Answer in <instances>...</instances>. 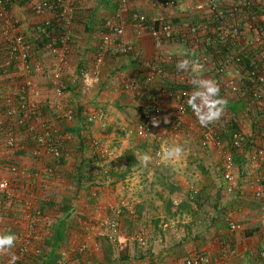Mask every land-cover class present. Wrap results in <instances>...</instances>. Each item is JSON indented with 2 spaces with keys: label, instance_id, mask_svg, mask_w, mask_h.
Returning a JSON list of instances; mask_svg holds the SVG:
<instances>
[{
  "label": "crops",
  "instance_id": "crops-1",
  "mask_svg": "<svg viewBox=\"0 0 264 264\" xmlns=\"http://www.w3.org/2000/svg\"><path fill=\"white\" fill-rule=\"evenodd\" d=\"M35 1L44 2L48 0ZM117 1L67 0L73 10V36L70 51L67 54V66L60 83L64 88H69V90L66 89L67 94H65L67 102L71 103L72 108H77L80 112L76 121L67 127L57 119L58 115L50 113L51 108L45 115L53 130L62 135L66 149V164L61 170L63 172L59 180L53 182L44 179L39 183L41 187L36 194L34 207L43 211L47 216V219L43 220L39 227L44 239L43 243L35 244L33 249L29 251L32 254L39 249L41 253L28 256L23 264H43L41 261L38 262V258L42 257L43 253L50 251L47 242H51L52 233L59 229V222L63 220L66 221L62 228L65 237L59 244L60 261L57 264H183L186 258L196 252L205 253L216 264H264V259L258 257L259 252L264 249V198L261 200L254 198V187L250 183L244 182L242 184L240 182V189L235 195L227 194L225 191L221 192L220 196H223V201L219 208L213 213H209L208 216H211L208 217L209 220H203L198 233L193 236L191 234V238L184 236L185 239L181 240V243L169 239L163 241L161 238L156 240L155 238L153 242H149L147 249H141L133 243H124L126 234L122 231L126 228L124 224L129 222V218L133 219L130 213H125L120 219L121 240L115 244L108 237L100 235L99 232L92 229V223H96L101 217L111 213L110 207L117 205L115 202L125 200L127 204H130L132 200L138 199L137 202L139 203L144 200L143 192L138 187L133 189V184H130L135 173L129 174L124 180L115 177L109 178L105 174L112 165L116 167L114 165L126 150H134L135 147L146 143L130 134L140 118L143 100L140 95L126 87L129 82H135L138 86L145 84L144 74L151 69L147 67V63L156 60L160 53L154 47L147 31L133 25L132 15L142 13L147 15L149 19H171L182 27L181 35L175 37L173 42L164 48V52L173 55L177 63L181 59L190 57V45L182 39L185 34V27L187 25H203L211 14L207 9L210 0H177V5L172 8L161 6L159 0H128L123 13V24L126 28L125 38L136 41V54L108 58L100 84L94 87L88 95L83 96L79 91L80 74L94 63L101 41V25L111 18L115 10L118 9L119 3ZM213 1L225 10L236 2L235 0ZM9 7L19 26L18 30L30 42L40 35L42 23H47L53 19V13L50 11L43 15L32 13L30 2L26 4L23 3V0H14ZM250 30L249 26H244L243 35L245 38L253 40ZM219 57L220 55L217 54L215 57L207 56L205 58L207 64L194 73L195 79L210 80L214 83L219 81L227 84L239 82L242 77L241 71L237 68L230 69L223 78H214V67ZM30 65L32 86L37 93L31 96V99L34 102H42L44 107L48 105L45 100L54 90L52 76L55 60L41 50L33 55ZM187 75L188 73L185 71H176L170 67L166 75L157 78L149 86V89L159 92L162 89L176 87L175 85L182 82ZM17 87L16 81L10 82L5 77L0 76V112L6 106V101L11 103ZM192 90L193 94L202 89H197L193 85ZM234 100L233 97L228 96L223 98L224 103ZM175 109L176 103L167 99L164 105V115L167 118H165L166 123L160 129V136L161 134L169 135V117L174 114ZM2 119L3 117L0 116V124ZM41 119L45 120L43 117ZM249 119L253 124L254 117ZM196 125L200 127V122L189 107L183 122L184 139H189L192 135L190 134L192 129L197 131ZM243 126L247 129L250 125L244 122ZM66 129H70V132H67ZM25 138L27 137L20 136V143H23ZM1 141L0 135V164L6 159L4 157L5 152H2ZM147 145L148 147L151 146L149 143ZM101 150L112 153L113 158L111 157L109 161L99 164L98 169L93 165L84 169L86 176L89 177V183L84 185L88 187L91 183L100 185V187H93L87 191L85 190L87 187L81 186L78 192L76 169L80 160L84 156L91 157L100 154ZM18 151H23V154L17 152L13 158H8V161L19 163L25 170V177L27 178L31 177V173L34 174L33 170L39 171L44 164H48L51 160L50 157L45 156L42 159L45 161L44 164L36 163L29 156L28 146L25 149L19 148ZM142 166L145 165H140L133 172L141 169ZM124 167L123 164L122 168ZM1 176H10V174L0 167ZM219 184V188L223 190L224 183L219 181ZM128 198H132V200ZM137 204L132 203L130 206L136 208ZM63 207L68 209V215H71L69 219H64ZM11 214V216L2 218L0 233L11 232L17 235L22 228H25V211L14 212L13 210ZM230 221L241 223L245 230L242 233L229 235L228 225ZM80 243L87 244V249L83 253H79L77 250ZM106 247L113 249V255L109 256L110 260H106L104 251ZM229 247L235 249L236 254L233 257H224V251ZM15 249L14 245L10 252H14ZM7 255H9L8 251L0 250V264H4Z\"/></svg>",
  "mask_w": 264,
  "mask_h": 264
},
{
  "label": "built area",
  "instance_id": "built-area-1",
  "mask_svg": "<svg viewBox=\"0 0 264 264\" xmlns=\"http://www.w3.org/2000/svg\"><path fill=\"white\" fill-rule=\"evenodd\" d=\"M258 1L236 0L227 9V13L233 15H237L241 8L246 9L242 18L243 25H241L240 22L229 24L226 19V11L213 0H210L207 9L211 14L206 24L187 25L185 34L182 36L185 43L191 42V44L189 43L191 55L188 59L195 62L193 65L195 69L207 64L204 54L208 53L210 48L227 44L228 49L225 53L218 54L220 57L215 63L214 77L217 79L223 78L230 69L237 68L241 72L242 70L245 71L246 77L249 78L253 85L259 86L260 89L253 93L252 99H249L247 97L248 89L243 86L241 80L231 84L226 83L227 85L223 82H215L223 94L238 96L242 101H245L246 108L240 119L249 118L250 112L252 114L255 112L253 117H256L257 114L264 111V66L257 64V57H253V47L247 46L242 41L244 26H249L257 20L251 9L257 5ZM29 2L30 9L36 15H43L49 12L53 4H56L62 11L64 34L61 46L59 48L54 47L49 52L55 60V69L52 76L55 101L48 106L59 117L73 122L74 110L65 104L66 95L60 85L67 66V54L70 51V42L73 36V10L67 0H48L44 2L29 0ZM118 3L120 8L113 17L105 22L94 63L80 74L79 91L83 96L88 95L94 87L100 84L108 58L136 54V41L125 38L126 28L123 24V13L128 0H118ZM159 4L163 7L172 8L177 5V0H159ZM132 23L147 31L154 47L160 54L156 60L147 63V67L151 69L144 74L145 84L140 85V87L135 82H129L126 87L128 90L140 95L143 100V110L140 118L130 134L143 141L155 142L160 137V129L166 123L164 105L167 99L176 103L175 119L169 121V130L174 133L181 131L184 117L189 110L186 101L192 94L190 89L195 76L193 72L189 73L179 84L180 87L178 88L169 87L159 92L150 90L149 86L157 78L166 75V65L175 60L173 55L164 52L165 46L171 44L175 37L181 35L183 30L181 26H178L171 19H149L147 15L142 13H134L132 15ZM18 28L19 26L12 16L6 0H0V43L2 46L0 67L5 68V70L12 69L15 71V78L20 80L17 91L14 94L15 97L11 103L6 101L7 104L3 107L6 120L4 127L0 128L1 146L6 150L4 155L7 153L13 158L21 146L19 141L20 132L24 130L26 133L25 129L29 127L27 135L33 142L32 155L42 158L45 156L52 157L56 159L58 164L52 167L51 170L43 165L37 173L31 176L32 182L30 181L29 187L25 186V183L28 184L29 181H24L26 173L19 163L4 159V164H0V167L10 174V176L0 177V225L2 218L13 212V210L14 212L23 210L26 213L25 228H22L17 233L16 249L12 252L18 258L16 264L26 258L29 251L35 246L36 240L42 236L39 227L44 219L40 211L34 207L36 194L41 187L39 183L41 180L48 179L47 177L53 174L52 171L59 169L60 159L65 155L61 139L53 134L48 121L40 119L38 104L30 99L32 89L30 50L24 34ZM259 35L264 38L263 27L259 28ZM249 58H251L250 65H243V62ZM1 77L7 79L5 75ZM181 85H184V87ZM223 97H217L216 99L223 100ZM157 120L159 123L154 126ZM253 122V127L251 123L249 132L239 127V129L229 130L227 135L221 133L215 127L201 125V146L204 149L217 151L222 155V163L217 169V174L224 183V191L227 194H236L240 189V182L242 184L245 182L250 183L254 187V198L261 200L264 198V149L260 147L264 146V125L256 118ZM249 137L255 138L254 140L259 148L248 147ZM166 152L167 150L165 149L163 151L158 150L157 155L161 156ZM99 155L103 159H109L113 156L112 153L104 150H101ZM237 159L239 160L237 161ZM242 159L245 162L243 164L239 162ZM241 174H244L245 177H242ZM16 182L19 185L15 184ZM110 211L111 213L91 225L93 230L99 232L100 235L108 237L115 244L120 236V219L124 216V213L133 214L134 211L125 201L111 206ZM244 230L245 228L241 223L229 222V235L242 233ZM132 241L139 248L147 249L149 245L148 233L140 230L134 235ZM86 249L87 244L80 243L77 250L79 253H83ZM34 253L39 254L41 252L37 249ZM235 254V249L231 247L224 251V257H233ZM258 257L259 259H264V249L259 252ZM10 258V255H7L4 264H9ZM183 264L216 263H213L205 253L196 252L186 258Z\"/></svg>",
  "mask_w": 264,
  "mask_h": 264
},
{
  "label": "rangeland",
  "instance_id": "rangeland-1",
  "mask_svg": "<svg viewBox=\"0 0 264 264\" xmlns=\"http://www.w3.org/2000/svg\"><path fill=\"white\" fill-rule=\"evenodd\" d=\"M19 81L17 80L16 83L19 84ZM32 88L30 99L37 94L36 89L33 86ZM51 98H54L53 91L48 95L45 103L52 105L53 102H49ZM35 103L38 107L43 106L42 102ZM50 113L58 115L52 108ZM45 115L43 118L46 120ZM250 120L244 119L250 125L246 130L251 127ZM196 128L197 131L191 130L192 135L189 139H184L182 127L179 133L169 130V135L161 134L158 141L147 142L151 145L149 148L153 152L147 156V162L143 164L145 166L133 172L135 175L130 182L133 184V189L138 187L143 192L144 200L139 203L138 199L128 198L132 200L130 204L128 203L129 206L132 203L138 204L136 208H133V214H130L133 219L129 218V222L124 224L126 226L122 231L126 234L124 243H133L132 238L140 230L148 233L149 242H153L155 238L156 240L161 238L163 241L169 239L181 243V240L185 239L184 236L191 238L198 233L203 220H209L208 217H211L208 216L209 213L219 208L223 201V196L221 197L220 194L224 188L223 190L219 188L221 180L217 169L221 166L223 157L219 152L204 149L201 146V124L200 127L196 125ZM177 145L183 148L180 157L168 158L165 154L157 155L158 150L165 149L168 152ZM2 150L6 152L5 149L2 148ZM4 157L8 159L10 155L6 153ZM115 203L119 204L118 201ZM182 203L186 207L180 211L178 208ZM119 235L121 237L120 233Z\"/></svg>",
  "mask_w": 264,
  "mask_h": 264
},
{
  "label": "trees",
  "instance_id": "trees-1",
  "mask_svg": "<svg viewBox=\"0 0 264 264\" xmlns=\"http://www.w3.org/2000/svg\"><path fill=\"white\" fill-rule=\"evenodd\" d=\"M14 1V0H6L7 2V5L10 6V3ZM236 1V0H235ZM118 2V1H117ZM23 3H26L28 4L29 3V0H23ZM256 4V3H255ZM120 8V6L118 7V9ZM116 9L114 14L112 15V17L115 15L116 11L118 10ZM223 9V8H222ZM225 10V9H224ZM226 11V19L228 21L229 24H233V23H237V22H240L241 25H243V21H242V18H243V13L246 11V9L244 8H241V11L237 14V15H233V14H228L227 13V9L225 10ZM253 15H255L257 17V20L253 23H251L249 25V29L250 32L252 33V37H253V40H250L248 38H245L243 37V43L246 44L247 46L249 47H253V57H257V64L259 66H264V38H261L260 35H259V28L263 27L264 29V0H259L257 2V5L254 6L252 9H251ZM50 12L53 13V19L51 21H48L47 23L46 22H43L42 25H41V28H40V35L37 36L36 38H33L30 41H28L26 39V43L29 47V50H30V59L33 58V55L41 50L45 51L46 54H49L50 56V51L56 47V48H59L61 46V40L63 38V34H64V17H63V14H62V11L58 8V6L56 4H53L51 9H50ZM33 13V12H32ZM106 22V21H105ZM105 22L101 25V30H100V33L103 31L104 29V26H105ZM206 24V23H205ZM25 36V35H24ZM26 38V37H25ZM191 44V42H189ZM70 45H71V42H70ZM227 45V44H226ZM223 45V46H216V47H212L209 49V52L207 54V52L204 54L205 58L207 56H213L215 57V55L217 54H224L225 51L228 49V45ZM1 43H0V54H1ZM190 52V51H189ZM191 55V53H190ZM0 60H1V57H0ZM250 60L251 58L247 59L246 61L243 62V65H250ZM176 61L174 60V62L170 63L169 65H166V70L168 71L170 67H172V69H176V71L178 70L177 67H176ZM242 65V66H243ZM201 67L203 66H199V67H196V69L194 67H191L189 70L185 71L187 72L188 74L193 72L195 73L198 69H200ZM15 71H13L12 69L10 70H5V68L3 67H0V76L2 75H5L7 76V79L8 81H19L18 78H15ZM245 71L242 70L241 72V81H242V84L243 86H246L247 89H248V93H247V97L249 99H252L253 97V93L256 91V90H259V86H256V85H253L251 83V81L249 80V78L246 77ZM215 78V77H214ZM180 83H178V85H175L176 88L180 87ZM226 84V83H224ZM60 85L62 86V83H60ZM216 85V84H215ZM227 85V84H226ZM184 87V85H181ZM63 88V91L65 94L66 93V89L69 90V88ZM193 85L191 86V92L193 91ZM222 96H228V97H233L235 100L233 102H229L228 103H224L225 104V107L223 109V112L221 113L220 117L216 120H214V122H210L207 124V126H211V127H215V129H217L218 131H220L221 133L227 135L229 130H232V129H239L240 128H243L244 129V126H243V123L245 122L244 121V118H241V115L242 113L245 111V108H246V103L245 101H242L240 99V97L238 96H234V95H225L221 92V90H219V93H218V96L217 97H222ZM216 97V98H217ZM224 98V97H223ZM55 101V98H51L49 99V102H54ZM48 103V102H47ZM65 104L68 105L69 107L72 108V106L70 105L71 103L67 102V100L65 101ZM40 109V112H39V117L40 119L43 117V115H45L47 112H49L47 109H50L49 106H44V107H39ZM74 110V121H76V119L79 117V110L77 108H73ZM252 111V110H251ZM260 113V112H259ZM249 118L252 116H254V114H252V112L249 113ZM0 116L3 117L2 121H1V124H0V128H3L4 127V124H5V116H4V109L2 108L1 112H0ZM257 119L260 121V123H262L264 125V111L263 113H260V114H257L256 117H254V119ZM60 122H62L63 125H65L66 127L67 126H70L69 124L73 123V122H69L67 121L66 119L64 118H61L58 116V118ZM175 119V115L172 114L171 117H169V120L173 121ZM238 121V122H237ZM201 124V123H200ZM254 124V122H253ZM253 124H252V127H253ZM52 131H53V134L60 138L62 143H63V152L66 153V149H65V143L63 142V139H62V135H59L57 134V132H55L53 130V128L51 127ZM26 130V133L24 130H22L20 132V136H24V137H27L24 139V142L21 143V146H20V149H25L29 148V156L32 157V159H34V161L36 163H43L44 164V160H42L43 158L42 157H34L32 155V141L30 139V137L27 135V131L29 130V127L28 129H25ZM67 132H70V129H66ZM255 138H252V137H249V140H248V147H251V148H259L257 147V143L256 141L254 140ZM30 142V144H29ZM146 143H143L142 145L140 146H137L133 149H128L126 150L123 155L119 158V161L116 162V167H113V165L110 167L109 171L106 173L107 174V177L109 178H117V179H120V180H124L129 174L133 173V170L135 168H138L140 167V165L142 164H145L147 161L145 160V157L149 156V153H150V148L148 147L147 145V142L148 141H144ZM25 147V148H24ZM260 148H263L264 149V146L263 147H260ZM25 152V151H24ZM153 152V151H151ZM22 153L23 154V151H18V154ZM28 157V156H27ZM49 160V159H48ZM105 159H103L99 154L97 155H93L91 157H86L84 156L79 164H78V167L76 169V177H77V180H76V187L78 188V192L80 191L81 189V186H85L87 187L86 183H89V177L86 176L85 174V168L86 167H90V165H93V166H96L95 168H99V164L105 162L104 161ZM108 160V159H107ZM239 159H237L238 161ZM242 161V162H241ZM241 164L245 163L242 160L239 161ZM4 163V162H3ZM2 163V164H3ZM49 164V165H48ZM48 164H44V166L51 170L52 167L54 166H57L58 162L56 161V159L52 158L51 157V160H49ZM64 164H66L65 162V155L62 159H60V167L59 169H57L56 171H52L53 174H51L50 176H48L47 178L53 182H56L57 180H59V178H61V175H62V168L64 166ZM125 165L124 168H122V165ZM143 168V166H142ZM34 173L38 172V170H33ZM34 175L33 173H31V176ZM241 176L243 177V174H241ZM24 181H29L28 184L25 183L26 187H29L30 185V181L32 182V178L29 177H25L24 178ZM17 185H19L17 182L15 183ZM93 187H96L95 184H89V186L85 189L87 191H90ZM239 194V193H238ZM57 205H59L58 203H56ZM186 207V205L184 203H182V205H179V210L180 211H183L184 208ZM40 213L42 214V217L44 220L47 219V216L43 213V211L39 210ZM63 213L65 214L64 215V219H69L71 215H68V209H64L63 207ZM10 214V215H9ZM12 214L11 213H8V215H5V216H11ZM83 220L85 221V218H83ZM59 229H57L56 231H54V233H52L53 235L51 236V242H47V247L49 246L50 247V251L48 253H43L42 257L38 258V262H42L44 264V262H46V264H57L58 261H60V257H59V254H58V251H59V248H60V242H62L63 238L65 237V232L62 230V228L64 227V225L66 224V221H62V222H59ZM43 235L38 238L36 240V243L35 244H38V243H43ZM119 240H121V238L119 237ZM54 243V244H53ZM57 244V245H56ZM119 244V243H118ZM59 245V246H58ZM110 246V245H108ZM105 251V255H106V260H110L109 256H112L113 255V249L111 247H106V249L104 250ZM32 254H35V253H32ZM32 254L28 253V255L26 256L25 259H22V261H20L18 264H23V261H25L28 256H31Z\"/></svg>",
  "mask_w": 264,
  "mask_h": 264
},
{
  "label": "clouds",
  "instance_id": "clouds-1",
  "mask_svg": "<svg viewBox=\"0 0 264 264\" xmlns=\"http://www.w3.org/2000/svg\"><path fill=\"white\" fill-rule=\"evenodd\" d=\"M194 63V61L185 58L179 60L176 64V67L178 70L187 71L191 67H193ZM85 79H87V77H85ZM192 83L197 87V89L202 90H197L193 94H191L186 103L193 110V113L197 116L201 125H207L208 123L220 117L225 107L224 101L221 99H216L219 93V88L213 81L194 78L192 80ZM158 123L159 122L157 120L154 126H157ZM182 153L183 148L177 145L166 152L165 156L168 158H178L182 155ZM147 159L148 157H145V160ZM16 241L17 237L15 234L11 232L0 233V250L9 252V255L11 257L9 264H16V260L18 259L14 254L10 252V249L15 245Z\"/></svg>",
  "mask_w": 264,
  "mask_h": 264
}]
</instances>
